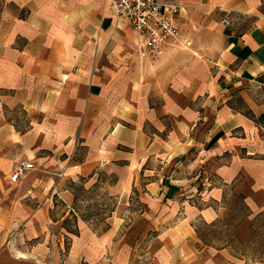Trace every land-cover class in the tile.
<instances>
[{
    "label": "crops",
    "instance_id": "1",
    "mask_svg": "<svg viewBox=\"0 0 264 264\" xmlns=\"http://www.w3.org/2000/svg\"><path fill=\"white\" fill-rule=\"evenodd\" d=\"M160 1L150 55L108 0H0V264H264V0Z\"/></svg>",
    "mask_w": 264,
    "mask_h": 264
},
{
    "label": "built area",
    "instance_id": "2",
    "mask_svg": "<svg viewBox=\"0 0 264 264\" xmlns=\"http://www.w3.org/2000/svg\"><path fill=\"white\" fill-rule=\"evenodd\" d=\"M119 22H128L136 31L142 52L154 55L180 36L176 17L180 6L160 0H108ZM224 23L229 24L226 20ZM34 170L31 162H19L13 168L11 182L19 181L28 171ZM106 260H109L106 258Z\"/></svg>",
    "mask_w": 264,
    "mask_h": 264
},
{
    "label": "rangeland",
    "instance_id": "3",
    "mask_svg": "<svg viewBox=\"0 0 264 264\" xmlns=\"http://www.w3.org/2000/svg\"><path fill=\"white\" fill-rule=\"evenodd\" d=\"M15 117L18 118L19 121H21L18 122V124H20V126H24L25 123L24 119L22 118V113H17ZM77 195L80 200L78 204L79 214L82 217H87L89 220H92L94 227H104L103 218L105 214H107V211H109L111 203L102 197L96 198V200H94L92 199L90 194H87L85 192H78ZM261 231H264V229H262ZM261 251H264V249H262ZM257 259L264 260V256H257Z\"/></svg>",
    "mask_w": 264,
    "mask_h": 264
}]
</instances>
